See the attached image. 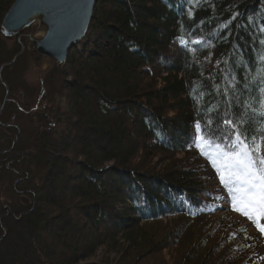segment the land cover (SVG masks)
<instances>
[{
	"label": "trees",
	"instance_id": "16d2710c",
	"mask_svg": "<svg viewBox=\"0 0 264 264\" xmlns=\"http://www.w3.org/2000/svg\"><path fill=\"white\" fill-rule=\"evenodd\" d=\"M14 2L0 0V73L9 88L14 74L7 72L15 67L2 71L1 67L25 42V37L21 42L16 39L7 53L1 35V25ZM70 54L75 61L68 57L66 69L51 72L62 77L64 89L71 90L67 99L76 121L70 117L68 129L72 125L75 130L80 119L89 116L90 126L99 128V136L110 147L99 143L93 151L86 144L82 153L65 142L58 149L67 121L62 118L66 113L61 108L63 97L54 96L57 101L50 110L54 126L46 131L26 127L19 137L17 150L29 161L24 169L39 176L41 186L27 182L28 200L36 195L33 208L14 201L16 211H34L21 219L8 218L1 226L0 236L6 231L0 238V264L87 261L103 243L98 242L90 252L79 245L86 233L97 240L100 224L110 217L119 221L120 233L109 241L110 253L118 257L119 264L137 259L145 264L149 257L166 264L159 254L166 241L160 237L159 225L165 220L179 222L181 226L166 235L183 236L184 240L177 241L183 247L196 237L187 233L198 229L196 210L206 204L217 209L221 205L218 190L201 172L205 156L192 149L196 122L208 125L205 131L218 128L217 141L225 145L233 139V128L225 121L239 125L256 142L264 132V0H97L88 33ZM68 69L77 81L68 77ZM3 83L0 110L6 94ZM165 108L174 117H163ZM113 111L119 112L117 118ZM12 114L5 112L8 120ZM124 115L130 116L131 130ZM9 131L16 134V129ZM131 132L144 140V148ZM150 141L154 146L148 148ZM153 152L157 158L181 154L183 159L160 170L152 160ZM76 165L80 166L75 171ZM9 175L14 174L5 167L0 170L5 192ZM105 175L114 187L107 189L110 183ZM9 181L14 183L10 177ZM3 211L2 206L0 214ZM83 218L88 223L79 226ZM152 226L157 230L153 234L148 230ZM241 232L243 236L248 233ZM66 233L75 234L69 235L71 240L80 237L74 248ZM191 247L189 262L177 259L175 264L249 263L247 255L241 257L246 251L243 243L232 235L221 238L202 228ZM109 257L104 264H112L114 259Z\"/></svg>",
	"mask_w": 264,
	"mask_h": 264
},
{
	"label": "rangeland",
	"instance_id": "374dc122",
	"mask_svg": "<svg viewBox=\"0 0 264 264\" xmlns=\"http://www.w3.org/2000/svg\"><path fill=\"white\" fill-rule=\"evenodd\" d=\"M37 31V27H33L31 32H36ZM16 41H9L6 40L7 42V53H10L12 50V48L14 46H12L13 42ZM25 43V42H24ZM22 43V44H24ZM80 43V42H79ZM77 45V44H76ZM22 47V46H21ZM105 48V46H103ZM109 47V46H108ZM74 48V47H73ZM82 48V47H80ZM72 50V49H71ZM21 51L20 50L17 52L19 53ZM75 51H73L72 54ZM16 53V54H17ZM70 53V51H69ZM16 54L13 55V58L16 56ZM77 54V53H76ZM77 56L79 57L78 59L80 60V56L77 54ZM68 57H72V61H75V56H71L68 55ZM88 57V55L84 56V58L82 57V59H86ZM75 58V59H74ZM13 59H11L10 61H6L5 63H10ZM4 63V64H5ZM14 66L15 70L12 71H8L7 73H13L14 76H11V82L10 85L11 87L9 88V96H8V102L5 106V108L7 107V110H3V112L0 115V149L5 150V149H9L11 148V145L13 144V148H17L18 145H21V141L22 139L19 138V142H18V137H21V132L23 131V129H25L26 127H32L33 129H39L41 130V127H38L37 125L35 126L32 123L30 114L24 113L23 111L27 112L29 111L31 108L35 107L36 102L38 101L40 95H42V82L39 79L40 77V73H41V69L38 68L34 62L31 60V57L29 56V54H27V51L25 50V52H23L15 61V63H13L12 65L8 66L12 67ZM65 66H68V63H66ZM78 66V65H77ZM65 68V67H64ZM64 68L58 69V70H62ZM67 68V67H66ZM65 68V69H66ZM80 68V67H77ZM53 70H48L46 72V74L43 77V85L47 91V94L45 95L44 99L41 98V102H43V104H41V106H39V108L41 110H44V108L48 107V105L54 104L55 101H57V99H54V96L56 95L57 98H60V96L63 97V102L61 104V108H62V112H66L64 115H62L63 120H66L67 125L65 126V129H63L62 131H65L63 133L62 139L58 142V149H60L62 147V145L67 142L70 143L71 145H73V147H75V149H77V151H80L83 153V149H86V144L87 147L89 149H92L93 151H97V147L100 144L109 146V142L105 141L103 139V136H99V133L97 132V130H99V128H95L90 126L89 124V116L87 117H83L80 119V123H79V127H75L76 129L73 130L72 125H70V129H68V120L69 118L72 119L73 121H76V115L73 112V110L70 107V103H68V97L71 93L70 89H64L63 88V83H62V77L57 76L55 73H52ZM69 74L68 77L71 79H74L75 81H77L76 77H73V73L74 71H72L71 69H68ZM6 73V74H7ZM141 76L143 74H140ZM7 76H10L9 74ZM56 76V77H55ZM73 77V78H72ZM0 82H4L3 78L2 80H0ZM52 91L53 96L50 95V92ZM94 100V99H93ZM60 102V100L58 101V103ZM95 102L93 101V105L95 106ZM87 105L82 106V109L84 110H88L86 108ZM18 107H20L22 110H20ZM89 109L92 107L91 104L88 105ZM4 108V109H5ZM94 108V107H93ZM116 110V109H115ZM121 110H125L124 107H121ZM12 111L13 114L9 117V120L7 119V115H5V112H10ZM115 117L117 118L118 113L119 112H115ZM136 112V111H135ZM177 112V111H176ZM163 113V117H165L166 119H170L172 117H174V113L170 112V110H168V108L163 109L162 111ZM42 114V113H39ZM35 115V114H34ZM127 126H129V129L131 127V125L129 124L130 122V116L127 117L128 115H124ZM123 117V113L122 116ZM138 118L139 114H138ZM3 119H7L8 121H3ZM117 123V122H116ZM89 124V125H88ZM11 125H16V127L19 129H16V127H13ZM54 126V125H53ZM89 127L91 128V130L93 131H89ZM135 129H137V124L134 125ZM5 129H8L5 130ZM12 129H16V134H14L12 131L10 132L9 130ZM27 129V128H26ZM104 129V128H103ZM130 129V130H131ZM61 130V127H60ZM106 130V129H104ZM119 130V129H117ZM5 135L7 136V138L5 137ZM130 135L132 136V138L137 137V134L134 132H131ZM31 137V135H29ZM74 136V137H73ZM86 137V139L88 141H84L83 138ZM8 139V140H7ZM33 138H31L32 140ZM137 142L139 143V145L141 146V148H144L145 146L143 144H145L144 140H140V138L137 137ZM148 144V148L151 146H154L152 144V141H150ZM257 145H260V156L264 157V143H262L261 141L256 143ZM110 147V146H109ZM140 149V147H139ZM137 149V150H139ZM192 149L193 150H199L206 158L203 161L202 167L201 168V172L203 174V177L206 181H208V183L210 185H212V187L217 191V196L219 197V202H220V207L217 208H213V206L206 204V206L201 207L199 209H197L196 211V218H197V225H198V229H195V231L193 233H190L189 231L188 236L191 237V235H194L196 237L192 238L188 243L183 244V247L180 246V244H178V240L181 239V235H176V233H174L173 235H166L169 232H171V230L173 228H175L176 226L180 227L181 224L179 222H174L170 223L169 220H165L162 224L163 225H159L158 230L161 231L160 237L166 239V241L164 242V244H162L160 246V249H163L161 251H159V254L163 260V262H165L166 264H175L177 263V259H186L185 261L189 262V259H191V253H192V248L191 247V242L193 243L197 237L199 236L200 233V229L205 228L206 230H209L213 236H217V237H224L226 234L228 236L232 235L234 236L235 239H237L238 241L243 243V246L245 248V252L242 253L241 257L244 256H248V264H256V262H258L259 264H264V233H261V231L257 228L256 223L249 219L248 217H246L245 215H243L241 212L239 211H235L233 210L232 204L230 202V195L228 193V190L224 187V185L221 183L220 180V173L217 172L216 168L213 166L212 161L208 158V154L207 152H202L201 148H198L196 146V143L193 142L192 145ZM11 150H13L11 148ZM13 152V151H12ZM140 152V151H139ZM153 154V161L156 162L160 168V170L165 169L167 167H169V165H173V163L175 164L177 160L182 161L183 159V155L179 154V155H169L168 157H162V158H157L159 155L155 154L154 152ZM21 155L23 156L21 159ZM156 157V158H155ZM19 159L23 160L24 159V155L22 153H20V155L18 156ZM80 161H83L84 159L82 157H78ZM155 159V160H154ZM28 160H23V162L26 164ZM23 163V164H24ZM29 163V161H28ZM17 165V167L15 168L16 171L13 172L10 169L8 170L6 168V170L10 171L12 175H9L10 179H12V181H14V183L12 182V184L9 181V177L7 180V185L8 191H3L1 189L0 186V207H4V211L2 214H0V228L2 225H4V222H7V219L11 218L13 220H17V219H21L22 217H24V215H26V213H30L32 214V212L34 210H30V211H16L15 209V200H19L21 202V205H23L24 207H26V205H28L29 207H34L35 204V197L33 198L32 201L28 200L27 194L29 192L30 189H28L27 186V182L28 181H34L36 182V186L40 187V183H41V178L39 176H34L33 174H29V179L27 180H22L19 181V179H17L16 177H22L25 178L27 177V175L23 174L22 176H17L18 173L24 172L25 171V166L24 165ZM80 165H76L75 166V171L77 170V168ZM193 169H196L197 172L198 168L195 165H191ZM0 170H3L2 168H0ZM24 170V171H23ZM45 172V171H44ZM27 174V173H26ZM12 176V177H11ZM16 176V177H15ZM4 178V177H3ZM2 178V179H3ZM105 181L109 184V186H107V189H109V187H114L113 183L111 181V178L108 175H105ZM17 179V180H16ZM25 191L28 190V192L21 193V191ZM108 191V190H107ZM8 192V193H7ZM63 192L68 195L69 191L66 189H63ZM42 194V190L39 192ZM46 193V192H45ZM71 193V192H70ZM70 197V195H69ZM221 197H223V199H221ZM27 201V202H26ZM13 206V208H12ZM130 204L129 201L127 199V205H126V209H129ZM22 212V213H21ZM86 219L83 218V222L80 221V225L79 226H84ZM261 225H264V218H262L260 221ZM145 224V223H144ZM158 224V223H157ZM156 224V225H157ZM119 225V221L117 220V218H112L110 217L107 220H104L101 224H100V230H99V238L97 240H95L94 238H91L90 235H88L87 233L86 238H84L85 240L83 242H81V244L79 245V248H81V250H87L88 252H90L92 249L96 248L97 243H103L102 246L98 245L97 247V252L95 255H93L89 260L87 261H83L80 262L79 264H95V263H102L104 264V259H107V257H109L108 255H111L108 259H114V261L112 262V264H119L118 263V257L115 256L114 254L110 253V245H109V241L111 240V237L114 234H119L120 233V229L117 226ZM147 225V224H146ZM153 225V224H152ZM175 228L174 231L176 229ZM246 229V231L248 232L245 236H243L241 231H244ZM5 230V229H4ZM3 230L4 235L0 236V238H3L5 236V231ZM148 230L151 231V234H153V232L157 231L155 227L152 226V228H149ZM184 234V233H182ZM70 237H75V234H73V236L71 234L66 233L65 237L66 240L69 241V245H71V248H74V246L77 243V240L80 239V237L77 235V238L75 240H71L74 238H69ZM65 239V238H64ZM70 239V240H69ZM184 240V239H181ZM98 243V244H99ZM160 244H161V239H160ZM214 245V244H213ZM123 256H125V254H123ZM159 256V257H160ZM7 261V260H6ZM8 262V261H7ZM145 264H163L161 260H159L158 258H147L144 259L143 261ZM4 264V263H3ZM47 264V263H45ZM130 264H139L138 263V259Z\"/></svg>",
	"mask_w": 264,
	"mask_h": 264
},
{
	"label": "water",
	"instance_id": "95a60500",
	"mask_svg": "<svg viewBox=\"0 0 264 264\" xmlns=\"http://www.w3.org/2000/svg\"><path fill=\"white\" fill-rule=\"evenodd\" d=\"M96 3L97 0H15L3 20L1 35L6 40L17 39L19 42L25 37V43L21 44V51L10 63L2 65L1 71L15 63L26 50L34 64L41 69L39 79L45 92L44 75L48 70L65 67L69 51L88 33ZM33 27H37L34 33L31 32ZM3 84L6 94L0 115L9 96V87ZM31 120L44 129L54 125L47 112L35 114Z\"/></svg>",
	"mask_w": 264,
	"mask_h": 264
},
{
	"label": "snow or ice",
	"instance_id": "6c2138e0",
	"mask_svg": "<svg viewBox=\"0 0 264 264\" xmlns=\"http://www.w3.org/2000/svg\"><path fill=\"white\" fill-rule=\"evenodd\" d=\"M225 123L233 128V139L228 144L217 141L220 135L218 128L205 131L204 128L209 126L202 127L200 121L196 122L197 135L193 141L202 152H207L220 173L233 210L253 220L264 233V225L259 222L264 218V157L260 156V145L256 144V137L247 135L233 121ZM260 139L264 143V132L260 134Z\"/></svg>",
	"mask_w": 264,
	"mask_h": 264
},
{
	"label": "flooded vegetation",
	"instance_id": "af4514ba",
	"mask_svg": "<svg viewBox=\"0 0 264 264\" xmlns=\"http://www.w3.org/2000/svg\"><path fill=\"white\" fill-rule=\"evenodd\" d=\"M42 92V95H40L38 101L36 102V105L35 107L31 108L29 111L25 112L23 111V109H21L20 107H18L20 110H22L24 113H27V114H30V116L34 115V114H39V113H44V112H47L50 119H52L51 117V113H50V110H51V104L48 105V107L44 108V110H41L39 108V106H41V104H43V102H41V98L44 99L45 95L47 94V91ZM34 124V123H33ZM35 125V124H34ZM36 126V125H35ZM14 127V126H13ZM52 128V127H51ZM51 128H48V129H44V128H41V131H46V130H49ZM17 129V128H16ZM18 141H19V137H18ZM11 148L13 150H11ZM11 148L9 149H5V150H2L0 149V168H7L8 170L10 169L11 171L15 172L16 171V167L17 165H22L24 162L22 159V155H21V159L18 158V156L20 155V151L17 150V148H13V144L11 145ZM13 151V152H12ZM24 171V170H23ZM27 173V174H26ZM23 174L27 175V177L23 178L22 177H16L17 179H19V181H22V180H27L29 179V173L25 170L24 172H21V173H18L17 176H22ZM16 179V180H17ZM28 192V190H25V191H21V193H26Z\"/></svg>",
	"mask_w": 264,
	"mask_h": 264
},
{
	"label": "bare ground",
	"instance_id": "6f19581e",
	"mask_svg": "<svg viewBox=\"0 0 264 264\" xmlns=\"http://www.w3.org/2000/svg\"><path fill=\"white\" fill-rule=\"evenodd\" d=\"M7 68V67H6ZM41 74V73H40ZM0 242H1V240H0Z\"/></svg>",
	"mask_w": 264,
	"mask_h": 264
}]
</instances>
